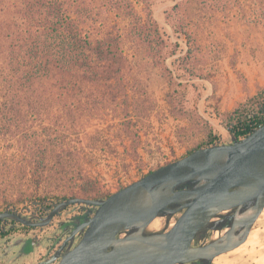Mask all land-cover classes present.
<instances>
[{"label": "rangeland", "instance_id": "rangeland-1", "mask_svg": "<svg viewBox=\"0 0 264 264\" xmlns=\"http://www.w3.org/2000/svg\"><path fill=\"white\" fill-rule=\"evenodd\" d=\"M28 1L32 11L23 0H0V212L36 222L49 212L34 206L39 201L54 207L74 197L105 199L209 136L232 143L228 115L264 89V0ZM43 2L57 4L93 43L118 38L123 90L105 75L69 78L50 66L33 72V62L50 59L32 52L36 42L47 43L42 26L56 13L37 5ZM147 10L163 43L141 37ZM181 29L194 42L187 58ZM127 125L135 139L123 131ZM83 208L92 207L68 206L41 228L8 220L0 264H44ZM178 216L158 217L159 227L147 230H168ZM219 234L210 230L194 245ZM28 239L36 244L34 263L15 262L18 243ZM212 264H264V209L247 240Z\"/></svg>", "mask_w": 264, "mask_h": 264}, {"label": "water", "instance_id": "water-1", "mask_svg": "<svg viewBox=\"0 0 264 264\" xmlns=\"http://www.w3.org/2000/svg\"><path fill=\"white\" fill-rule=\"evenodd\" d=\"M78 204L93 208L80 240L59 255L63 243L45 264L211 263L247 240L264 209V124L241 140L195 149L105 199L69 198L36 222L9 211L0 220L41 228ZM174 215L168 230H147L154 219ZM206 230L224 232L194 245Z\"/></svg>", "mask_w": 264, "mask_h": 264}, {"label": "trees", "instance_id": "trees-1", "mask_svg": "<svg viewBox=\"0 0 264 264\" xmlns=\"http://www.w3.org/2000/svg\"><path fill=\"white\" fill-rule=\"evenodd\" d=\"M129 6V2L126 0H120ZM25 8L29 11L34 9V6L29 3L28 0H23ZM37 5L45 7L49 13L51 11H56L54 14V20L47 24H44L43 32L48 35V41L45 43H35L33 46L34 57L41 59L42 55H48L50 59L45 60L42 63L40 60L38 62H33L32 67L33 72L36 71H47L50 66L51 71L56 75L66 76L69 78H86L89 81L95 79H102L103 75L108 76L115 80L116 86L123 90L121 84V73L125 58L123 51L118 43V38L114 37L109 41H95L91 42L88 37L81 33L78 25L75 23L74 19L65 17L59 14V8L57 4L53 2H43ZM178 5H174L173 9H177ZM145 25H143V34L141 35L143 41L153 46L156 41L161 40L158 25L153 19L152 14L149 10L145 14ZM184 24V23H182ZM176 32V31H174ZM182 33L186 40L187 51L185 58L189 57L192 53L194 47V42L192 37L187 32L181 29L178 31ZM140 33V32H139ZM155 41V42H154ZM153 42V43H152ZM127 109V102H124ZM264 124V89L259 91L254 97L248 100V104L244 106L243 109H236L228 115V126L227 131L233 137L234 141L241 140L248 135H250L254 129L262 126ZM125 134L128 137L132 136V139L137 135L136 132L130 130V127L125 126ZM134 133V134H133ZM132 149L136 150L138 145V140H132ZM219 144L215 136H209L205 143L198 148H205L208 146ZM193 151V150H192ZM190 151V152H192ZM188 152L187 154H189ZM110 195V194H109ZM109 195L105 196L107 198ZM39 204H34V206L40 207L42 213L50 211L53 206L52 204H44L45 200L39 201ZM8 220H0V238L6 235V228ZM11 224L15 222L10 221ZM21 244V243H18ZM34 240L28 239L22 243L23 248L21 249V254H29L33 247Z\"/></svg>", "mask_w": 264, "mask_h": 264}, {"label": "flooded vegetation", "instance_id": "flooded-vegetation-1", "mask_svg": "<svg viewBox=\"0 0 264 264\" xmlns=\"http://www.w3.org/2000/svg\"><path fill=\"white\" fill-rule=\"evenodd\" d=\"M246 207V206H245ZM93 211V208H83L80 209L79 212H77L76 214H74L71 218V221L73 222L72 224H70V226H68L67 224H65L66 227H70V231L68 232V234L64 237V239H62L58 245H56L55 250L53 252V254L59 249V247L65 243V246L63 247V249L61 251H59V255L63 254L68 248H72L74 245H76L78 243V241L80 240L81 236H82V231H81V225L83 224V222L85 221V219L91 215V212ZM61 226L64 227V224H61ZM78 229V231L72 236V232L74 230ZM166 231V230H164ZM210 230H206L203 233L200 234V238H205L206 234L209 232ZM224 231H220L219 236H217L215 239L219 238ZM214 238V237H211ZM52 254V255H53ZM213 262V261H212ZM209 263L206 260H200V261H196L193 263H189V264H212Z\"/></svg>", "mask_w": 264, "mask_h": 264}, {"label": "crops", "instance_id": "crops-1", "mask_svg": "<svg viewBox=\"0 0 264 264\" xmlns=\"http://www.w3.org/2000/svg\"><path fill=\"white\" fill-rule=\"evenodd\" d=\"M21 244H22V243H21ZM21 244H18V245H17V248L20 247ZM34 248H35V247H33L32 251H31L29 254H27V255H23V254H21V252L18 253V255H17L18 257H17V259L15 260V262L22 261L23 259H29V260L31 261L30 263H34V262H33V258H31L32 254H33V252H34ZM52 254H53V253H52ZM52 254H51L49 257H51ZM47 260H48V259H47ZM47 260H46V261H47ZM46 261H45V262H46ZM26 264H29V263H26ZM44 264H45V263H44Z\"/></svg>", "mask_w": 264, "mask_h": 264}, {"label": "bare ground", "instance_id": "bare-ground-1", "mask_svg": "<svg viewBox=\"0 0 264 264\" xmlns=\"http://www.w3.org/2000/svg\"><path fill=\"white\" fill-rule=\"evenodd\" d=\"M151 226L156 227V228L159 227V223H158L157 218L154 219L148 227H151Z\"/></svg>", "mask_w": 264, "mask_h": 264}, {"label": "built area", "instance_id": "built-area-1", "mask_svg": "<svg viewBox=\"0 0 264 264\" xmlns=\"http://www.w3.org/2000/svg\"><path fill=\"white\" fill-rule=\"evenodd\" d=\"M260 127H261V126H259L258 128H260ZM258 128L254 129V131L257 130Z\"/></svg>", "mask_w": 264, "mask_h": 264}]
</instances>
